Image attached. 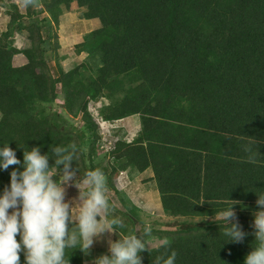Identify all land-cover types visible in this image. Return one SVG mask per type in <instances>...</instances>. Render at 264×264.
Returning a JSON list of instances; mask_svg holds the SVG:
<instances>
[{
    "label": "trees",
    "instance_id": "obj_1",
    "mask_svg": "<svg viewBox=\"0 0 264 264\" xmlns=\"http://www.w3.org/2000/svg\"><path fill=\"white\" fill-rule=\"evenodd\" d=\"M74 1L83 19L102 26L75 46L86 60L69 71L58 65L55 75L48 59L60 46L53 18ZM7 13V32L0 34V144L8 141L21 160L28 147L50 154L54 146L75 144L73 166L102 170L107 191L118 164L144 171L155 160L166 172L196 165L193 190L176 174L168 183L165 174L157 177L167 213L183 220L177 230L160 231L159 247L139 253L142 264L172 249L176 264H243L254 241L256 192H264V0H27L26 15L15 3ZM23 30L30 47L21 50L13 36ZM19 53L28 62L16 67ZM102 98L109 101L100 109L104 120L139 115L142 124L132 142L115 143L111 167L96 162L102 137L89 110ZM17 167L0 171V189ZM231 203L249 233L241 243L223 242L213 219ZM94 246L86 257L93 258ZM68 254L69 264L85 261L79 249Z\"/></svg>",
    "mask_w": 264,
    "mask_h": 264
},
{
    "label": "clouds",
    "instance_id": "obj_2",
    "mask_svg": "<svg viewBox=\"0 0 264 264\" xmlns=\"http://www.w3.org/2000/svg\"><path fill=\"white\" fill-rule=\"evenodd\" d=\"M25 2L27 3V0ZM134 116L140 118L139 115ZM102 121L111 123L103 118ZM114 133L116 135L118 132ZM120 139L124 138L118 135L114 140L110 138L113 147L108 149L106 154L111 160L106 163H114L115 156H111L109 152L115 148V143ZM133 140L126 142L130 143ZM78 153L75 144L54 146L50 154L49 151L42 153L39 146H32L28 147V150H23V160H21L16 155V149L10 147L8 141L0 144V171L9 169L10 165L19 166L11 169L9 183L0 189V264H21V252L24 256V264H69V250L72 252L79 249L88 254L94 239L99 238L106 231L116 233L118 238L108 240L107 253L95 257L94 264H142L139 253L148 246L145 237L151 230L145 228L139 234L127 230L124 219L113 213L112 205L106 196L104 172L99 168H90L81 175L78 165L73 166V162L79 160ZM50 158L54 161L53 164L49 163ZM123 160L128 162L126 159ZM52 165L56 166L55 174ZM122 166L125 168L120 169L118 164L114 175H125L127 185L134 184L138 172H145L151 167L154 173L152 179L157 187V177L159 178L164 170L155 160L144 171L133 169L129 162L122 163ZM172 172L171 175L163 176L165 183L174 177V173L182 178L179 170ZM69 183L79 189L80 203L75 208L65 199V187ZM143 189L140 187L136 191L142 192ZM145 191L146 199L153 200L151 203L155 207L153 215H165L167 221L175 223L177 217H171L167 213L160 190L158 189L159 196L156 197V203L153 192L147 189ZM256 194L257 207L253 211V220L250 224L254 229L252 233L254 241L252 250L244 257L243 264H264V192H256ZM122 200L128 204L127 209H132L134 212L133 202L128 196L123 195ZM233 204L235 203L215 213V222L219 221L225 243H241L249 235L242 230L237 220L239 211L234 210ZM128 212L129 210L126 211ZM176 257L177 252L172 249L167 254L155 256L152 264H176Z\"/></svg>",
    "mask_w": 264,
    "mask_h": 264
},
{
    "label": "rangeland",
    "instance_id": "obj_3",
    "mask_svg": "<svg viewBox=\"0 0 264 264\" xmlns=\"http://www.w3.org/2000/svg\"><path fill=\"white\" fill-rule=\"evenodd\" d=\"M15 3L18 6L19 12L22 15H26V3L23 0H0V34L3 32H7L8 24L10 21V15L7 13L8 5ZM62 11L57 13L56 17L53 18V26L55 28V31L58 34L59 37V49L57 50V55L54 51L48 52V59H49V65L56 75L58 65L64 70L69 71L73 69L75 66H78L82 62H84L87 58L86 54H78L75 50V46L79 43L83 42L85 34L94 31L96 29H99L102 24L99 20H86L82 18V12L83 9L80 8L77 4V2H72L70 6L67 8L66 6H62ZM47 16L46 14L41 15V18ZM27 22V19H24ZM28 31H18L14 33L13 36V44L18 49H25L30 47V41L28 39ZM45 34V33H44ZM46 35V34H45ZM13 65L16 67H20L25 65L28 60L27 58L22 54H15L13 57ZM58 90L61 93V87L58 85ZM56 106V109L59 111L63 110V104L62 101ZM109 103V101L105 98H102L101 100L91 102L89 104V110L93 116L94 121L98 123L99 128V134L103 138V143H101V150H100V156L97 158V163H103V165H109L106 162H109L111 157L105 155L108 149L110 150L113 145H111V139L114 140L116 135H118L120 138L123 137L120 133H117L115 135L114 132L118 131L121 127L118 122H111V123H105L102 121V118L100 116V109L103 106H106ZM138 116H133L132 118H127L123 121L122 126L126 129L129 126H134L139 120ZM141 120V118H140ZM78 125L81 124L79 120L77 121ZM109 125V126H108ZM135 128H133L132 134L136 132L138 129V126L135 125ZM139 129L137 133L140 131ZM112 134V135H111ZM136 134V133H135ZM134 134V135H135ZM132 135V136H134ZM110 137L107 141L106 139ZM126 139V138H125ZM100 159V160H99ZM100 165V164H98ZM111 167V165H109ZM81 171V170H80ZM83 172L81 171V175ZM153 173L146 171V172H138L136 181L132 185H127L126 182V176L121 174L113 175L112 180V187L109 191L106 190V196L112 205L113 213L117 216H120L124 219V221L127 224V230H133L139 234V232H143L146 226L149 228L151 235L147 239L148 248H157L159 247L164 239L160 237V231H171V230H177L178 227V221H181L182 219L176 220L175 223L173 221H167L165 215H153L155 212V207L151 205L153 200L146 199V191L150 190L153 192L156 203V197L159 196L158 188L155 185L153 178ZM150 177V178H149ZM143 187L144 189L141 191H136L138 188ZM66 196L65 199L69 201L70 205L75 208L77 204L80 203L79 201V189H77L74 185L69 183L65 187ZM123 195H127L128 198L133 202L134 205V217L137 216L138 219H136L134 222L131 221V215L126 214V211L128 210L125 206L122 197ZM129 201L128 199H126ZM130 202V201H129ZM11 211V209H10ZM73 212H75V209H73ZM131 217H130V216ZM132 217V218H134ZM111 218V217H109ZM237 218V217H236ZM215 219V217L213 218ZM171 220V219H169ZM193 222H196L200 220L199 218H194ZM174 232V231H172ZM148 235V236H149ZM118 236L116 233H109L105 232L100 235L99 238L94 239L93 245L96 246V252L94 250L92 257L89 258L86 257L90 255L92 250H89L88 254L85 255V261L83 264H94V258L99 256L102 253H107L108 251V240H114L117 239ZM17 239L19 240V235H17ZM93 245L90 247V249L93 247ZM94 246V247H95ZM95 254V255H94Z\"/></svg>",
    "mask_w": 264,
    "mask_h": 264
},
{
    "label": "crops",
    "instance_id": "obj_4",
    "mask_svg": "<svg viewBox=\"0 0 264 264\" xmlns=\"http://www.w3.org/2000/svg\"><path fill=\"white\" fill-rule=\"evenodd\" d=\"M128 118H130V117H128ZM132 118V117H131ZM127 119V118H126ZM126 119H123V120H120L119 122H118V127H119V125H121L120 127V129L117 131L118 133H120L122 136H123V138L125 139L126 138V140L127 141H131L132 139H134L136 136H137V134L140 132H138L137 133V131L139 130V129H141V121H140V118L138 119L139 121L135 124V125H137L138 126V129L136 130V134L134 135V134H132V131H133V128H135L134 126H129L128 128H124L123 126H122V123H123V121L124 120H126ZM175 124H181V123H177V122H174ZM132 135H134V136H132ZM173 168H175V169H178L179 170V172L181 173V176H182V179H183V181H185V188H187V189H191V190H193V189H196V188H192L195 184H196V165L194 166L193 164H191V165H185V166H178V165H174V166H172ZM146 171H149V172H152L153 173V171L151 170V167L150 168H148L147 170H145V172ZM212 172H213V174H217V172H216V169L214 168V167H212ZM173 172H172V170H170L169 172H166L165 170H163L162 172H161V175L162 174H165V175H171ZM154 174V173H153ZM174 174H176L177 175V173H174ZM193 184V185H192ZM94 262V261H93Z\"/></svg>",
    "mask_w": 264,
    "mask_h": 264
}]
</instances>
